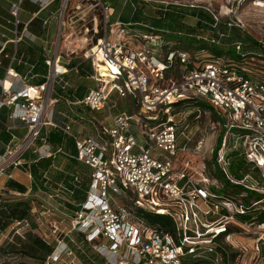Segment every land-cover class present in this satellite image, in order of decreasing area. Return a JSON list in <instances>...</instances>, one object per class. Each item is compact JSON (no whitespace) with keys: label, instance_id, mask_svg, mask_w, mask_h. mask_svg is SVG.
<instances>
[{"label":"built area","instance_id":"built-area-1","mask_svg":"<svg viewBox=\"0 0 264 264\" xmlns=\"http://www.w3.org/2000/svg\"><path fill=\"white\" fill-rule=\"evenodd\" d=\"M26 1L39 11L59 2L57 34L55 43L44 51L46 74L41 84H30L29 73L20 78L19 90L0 79V112L6 109L7 121H17L25 129L18 138L11 133L15 128L4 124L11 138L6 144L0 142V180H13L12 171L21 170L30 181L24 194L7 193L23 197L16 199L26 201L30 211L0 234V246L32 233L53 247L43 264H75L80 263L77 251L84 254L77 235L104 264H224L228 255L214 240L232 224L253 231L255 249L264 260L260 251L264 247L260 216L264 213V72H252L253 60L230 64L229 59L204 57V50L166 49L167 31L141 22L110 21L112 10L102 0H15L9 8L15 43L23 38L41 40L20 21ZM48 22L42 20L40 27L45 29ZM195 38L219 44V39L209 36ZM235 48L239 52L240 44ZM73 60L78 62L72 65ZM81 66L94 87L87 88L80 101L63 99L57 92L70 87L66 77L78 75ZM6 75L17 74L9 68ZM112 96L130 98L135 113L113 114ZM59 99L87 113L55 123L53 107ZM183 100L205 104L209 110L196 109L189 118V112L176 106ZM103 111L106 116L100 118ZM208 113L223 133L214 152L220 176L242 188L238 196L215 193L213 189L221 185H213L203 172L194 177L189 160L180 158L190 142L187 130ZM51 130L72 142L73 153L64 143H49ZM233 153L249 165L240 172L241 179L230 172ZM27 155H34L36 161L51 160L55 170L60 156L87 167L84 199L74 198L82 190L78 172L71 174L68 186L50 184L43 175L45 188L33 187L24 168ZM250 193L260 198L246 204L243 199H249ZM127 197L125 205L122 199ZM139 210L170 218L176 239L147 224L137 215Z\"/></svg>","mask_w":264,"mask_h":264},{"label":"trees","instance_id":"trees-1","mask_svg":"<svg viewBox=\"0 0 264 264\" xmlns=\"http://www.w3.org/2000/svg\"><path fill=\"white\" fill-rule=\"evenodd\" d=\"M102 2H104L106 5L108 4V0H102ZM37 11L38 8L36 7V10L33 12V14ZM143 14V12L141 13L135 11L130 20L122 21L141 22L148 24L155 29L167 31L168 33H166L164 37V48L166 49H181L190 52V45H188L190 42L187 43L188 47H182L180 44L184 43L182 42V40H185L186 42L195 41L198 43V47L195 50L207 51L209 58L229 59L230 64H238L244 58H251L253 60L251 63L254 64L250 66L254 69L252 70V72L257 73L255 70L264 72V42L257 41L249 34L240 32L238 29H235L233 27L228 28L226 24L222 26V24L215 21V19L209 12L203 9L168 5L166 8H163V6H161L158 9L157 14L159 15L157 17H148ZM185 14H189L191 17L197 20L194 26L187 25L181 20ZM39 23V20H33L29 24L30 31L40 34L38 28ZM219 34H223V37L220 38ZM196 36H209L211 38L219 39V44L216 46L209 45L207 44V42L197 40L195 38ZM237 43L240 44L239 52H237L235 48ZM232 52H234L235 54H239L240 57H231L230 54ZM77 62L78 61L73 60L71 64L74 65ZM27 69L29 70V74L39 73L41 75H45L46 73L45 65L43 63V60H41L40 58L37 65H33V68L29 67ZM85 71V66L79 67V74L77 76H79L80 78H84ZM42 82L43 79L40 78L34 81V84L32 85H39ZM85 87L86 86L82 85L80 82L78 84H71V86L63 93L67 95V98L71 102L80 101L82 100L87 90V87ZM176 106L182 107L185 109V111L189 112V118H191V116H194V114L196 113V109H201L203 111L209 110V107L205 104L191 100H183L180 103L176 104ZM7 114L8 113L6 109L0 112V142L5 144L8 143L11 138V135L6 132L4 127V124L7 123ZM47 139L53 146L64 143L66 147L73 153L72 142L69 139H66L65 136L59 131L51 130L48 133ZM219 145L220 141L218 142V147ZM0 153H3L2 149H0ZM231 156L232 159L230 162V172L236 179H241L242 175L240 174V172L243 170L245 171L246 168L249 167V165L245 162L243 157L238 155V153H233ZM65 160H67L70 164L68 168H72L73 171L67 174L66 178L64 179L60 178V174L56 172L57 170H53V168L51 167L52 161L49 159L36 161L34 155H27L25 156V161L27 162V164L24 166V168L28 169L29 173L32 176L34 182L33 187L38 186L43 188H45L43 175H45L50 184L64 182L68 186V183L71 180V174L78 172L79 177L81 178L82 190L77 191L74 195V198L78 201L83 200L85 197L84 192L87 189L89 181L87 182L86 178L83 176L82 171L80 170V166L82 165L77 164L71 158ZM215 174L214 176H216ZM220 185V189H213V191L215 193L220 192V194L228 197L238 196L239 191H243L241 187L234 186L224 179L220 181ZM5 187L6 192H17L20 194H24L26 192V187L24 185L19 184L13 180L7 181ZM253 196H250V194L248 195V197ZM244 203L248 204V200H245ZM29 211L30 207L26 201L18 199L3 200V202L0 204V234L5 231L13 221L22 220L28 217ZM137 215L141 217L147 224L156 226L160 231L168 233L176 239V228L170 218L161 215L150 214L142 210L137 211ZM75 240L84 251V254L77 251L78 258L82 264H104V261L91 251L90 247L81 236L76 235ZM4 246H8L14 254H18L33 261L29 263L22 262L18 264H43L53 250L51 244L44 242L39 236L32 233L27 234L25 236V240L15 239L13 244H7ZM1 251L3 252L4 250ZM223 260H225V257L223 258Z\"/></svg>","mask_w":264,"mask_h":264},{"label":"rangeland","instance_id":"rangeland-1","mask_svg":"<svg viewBox=\"0 0 264 264\" xmlns=\"http://www.w3.org/2000/svg\"><path fill=\"white\" fill-rule=\"evenodd\" d=\"M122 1L124 0H108L107 5L113 8L115 12L110 21L115 19L130 20L135 11L141 13L143 12V15L148 17H157L159 15L157 14L158 9L161 6H163V8L168 5L198 8L209 12L215 21L222 24V26L230 23L232 24L233 28L238 29L240 32H245L255 40L264 42V0H128L129 3H127L128 7L126 9L128 14H123L121 16L118 14L120 7L122 6ZM31 6L32 5L27 1L22 6L23 10L26 9L28 11V18L31 16ZM20 20H22V14H20ZM181 20L190 26H194L197 22V20L191 17L189 14H185ZM182 42H184L180 44L182 47H188V45H190V52L195 51V49L198 47V43L195 41L186 42L185 40H182ZM187 43L189 44L187 45ZM207 55L208 52L204 51V57H209ZM230 55L231 57L235 58L240 57L239 54H235L234 52H232ZM66 80L69 82V84H78L80 82L87 88L94 87L92 81L85 78H80L79 76L72 73L66 77ZM57 93L59 95H63V99L66 98L69 101L65 93ZM63 99H59L53 107L52 119H54L56 122H66V116H73L76 113H87V111L82 107L80 109L79 107L72 106ZM110 103L116 105V107L112 110L113 114H118L120 112H125L127 114L135 113V110L132 109V101L130 98L119 99L117 96H112L110 98ZM98 116L100 118H105L106 112L103 111ZM107 125H109V123H107ZM187 132L189 134L190 142L187 144V151L180 154V158L183 157V159L189 160L190 170L193 172L194 177H197L199 172H203L204 176H206V178H208L213 185L219 187L222 176L220 177V172L214 158V152L218 148V142L221 141V136L223 134L221 126L213 123L212 116L208 113L204 115L198 123H194L193 126L189 127ZM132 133L138 138L137 130L132 128ZM12 134L16 135L18 138H22L25 134V129L21 126L17 127L12 131ZM0 149H2V144H0ZM60 160L65 162L61 167H59ZM67 163L68 161L62 158V156H60L59 159L55 161V167H59L61 170L56 171L58 174H60L61 179L66 178L67 174L73 171L72 168H66L65 164ZM80 170L88 182L90 170L83 165L80 166ZM214 174L216 176H214ZM19 176L20 178H18V180L22 182L23 185L28 186V180L25 179L22 174ZM217 193L220 194V192ZM250 196H253V194L250 193ZM16 198L23 197H17L16 195L8 196L5 193L3 194L2 200H13ZM259 198L260 196L255 194L254 199L253 197H249V199L244 197L243 201L250 199L257 201ZM128 199L129 197L126 199L123 198L122 203L125 205L129 204ZM255 209H257V207H255ZM260 216L264 217V213H260ZM211 229L214 230L216 228L212 227ZM3 233L4 235L6 234L4 231ZM246 233L247 232H245L243 229L229 224V226H227L226 233L222 236H218L214 240L215 245L218 246V248L224 250L228 255V258L224 260V264H264V260H262L260 253H258V251L255 249L256 244L258 243L256 241L257 237L254 235L252 230H249V233ZM226 235L228 236L226 237ZM4 245L5 243H3L2 247H0L1 250H4L3 252L0 250V264L33 262L30 259L24 258L18 254H14L8 246ZM261 247L260 251H264V247ZM185 262L187 263L188 260L185 259ZM75 264L82 263L76 262Z\"/></svg>","mask_w":264,"mask_h":264},{"label":"crops","instance_id":"crops-1","mask_svg":"<svg viewBox=\"0 0 264 264\" xmlns=\"http://www.w3.org/2000/svg\"><path fill=\"white\" fill-rule=\"evenodd\" d=\"M15 0H0V79H6L8 82H12L13 87L15 90H19L22 86V82L20 78H23L26 76V74L29 73V70L27 68H33V65H37L39 62V58L43 60L44 63V58H45V53L44 51L48 50L51 48V45L55 43L56 39V34H57V21H58V14H56L57 8H58V1H54L50 4L48 8L45 10L37 11L35 12L36 14H33V12L36 10V6L31 4L32 9H31V16L28 18V11L26 9H22L20 14H22V24L27 25V29L31 34H34L36 36H40L41 40L31 42L27 38H23L21 41L18 43H15V26H14V21L13 18L11 17L9 13V8L10 5L14 2ZM119 2V1H118ZM127 3H129L128 0L122 1V6L120 7L119 14L118 15H123V14H128L126 12L127 9ZM119 4V3H118ZM111 8V7H110ZM112 10V17L114 16L115 12L114 9L111 8ZM20 18V15H19ZM39 20L40 22L42 20H48V25L46 26L45 29H42L40 27V23L38 25L40 34L34 33L30 31L29 29V24L33 20ZM75 61V60H74ZM77 61V60H76ZM11 68L16 75V77L12 78L6 75V71ZM46 68V67H45ZM19 69V70H18ZM28 70V71H27ZM46 74V73H45ZM31 78H29V83L34 84L33 82L42 78L44 81V76L41 74H33L31 73L29 75ZM71 86V84H69ZM53 121L56 122L54 119ZM63 122H61L62 124ZM9 126L13 128L20 127V123L17 121H7ZM60 124V123H58ZM14 129V130H15ZM85 134L89 133V130L84 131ZM12 133V131H11ZM3 150V149H2ZM65 162L63 160H60V166L61 167ZM66 165V168L70 165L69 162ZM57 167V171H61ZM14 181L22 184L18 180L20 178V174L24 176L25 179L28 180L27 175L25 172L21 170H13L12 171ZM6 180L2 179L0 180V197L2 199L3 194H7L6 192ZM28 183L30 184V181L28 180ZM23 185V184H22ZM26 188L29 186L24 185Z\"/></svg>","mask_w":264,"mask_h":264},{"label":"bare ground","instance_id":"bare-ground-1","mask_svg":"<svg viewBox=\"0 0 264 264\" xmlns=\"http://www.w3.org/2000/svg\"><path fill=\"white\" fill-rule=\"evenodd\" d=\"M9 85V82L8 81H6V83H5V86H8Z\"/></svg>","mask_w":264,"mask_h":264}]
</instances>
